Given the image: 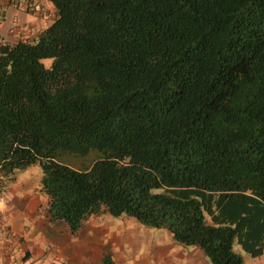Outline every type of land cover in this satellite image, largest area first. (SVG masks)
I'll list each match as a JSON object with an SVG mask.
<instances>
[{
  "label": "trees",
  "instance_id": "obj_1",
  "mask_svg": "<svg viewBox=\"0 0 264 264\" xmlns=\"http://www.w3.org/2000/svg\"><path fill=\"white\" fill-rule=\"evenodd\" d=\"M50 1L36 38L0 42V187L38 164L72 232L124 213L211 264L260 255L264 0Z\"/></svg>",
  "mask_w": 264,
  "mask_h": 264
},
{
  "label": "crops",
  "instance_id": "obj_2",
  "mask_svg": "<svg viewBox=\"0 0 264 264\" xmlns=\"http://www.w3.org/2000/svg\"><path fill=\"white\" fill-rule=\"evenodd\" d=\"M27 1H34L36 8H26ZM56 15V8L50 0H0V42H13L19 38L32 40L54 21ZM11 27L16 28L14 32H10ZM41 176V169L30 164L1 182L0 237L3 242L0 262L158 264L161 257H165L175 264L177 260L191 264L190 247L146 244L143 252H131V246H136L133 238L111 228L112 221L99 218L98 215H105L109 213L107 211L88 216L80 228L72 232L65 220L55 218L49 212L47 195L41 189ZM161 233L164 239L171 236L166 228Z\"/></svg>",
  "mask_w": 264,
  "mask_h": 264
},
{
  "label": "rangeland",
  "instance_id": "obj_3",
  "mask_svg": "<svg viewBox=\"0 0 264 264\" xmlns=\"http://www.w3.org/2000/svg\"><path fill=\"white\" fill-rule=\"evenodd\" d=\"M41 61L44 64V66L49 67L53 61V58L44 57L41 59ZM95 154H96L95 150H92L90 151V153H88L83 157L79 156V157L68 158V161L76 166L83 167L88 165L92 161L91 159ZM36 165L40 168L38 164ZM98 216L99 218H102L104 220L108 219L112 221L111 228L114 229L116 228L121 233H123V235L133 238V240L136 243V246L135 245L131 246L132 247L131 252L135 251L137 254H139L145 250V247L147 245H151V246L162 245L165 247L169 246L170 248H172L174 245L181 248L190 247L191 251L189 252V254L191 256V264H211L209 259L200 251L199 248L193 245H186L180 243L174 240L172 236H169L164 239L161 233V231L165 229L164 227H153V226L145 225L139 222L134 216L124 213L120 215H112L106 213L105 215L101 214ZM234 249L242 255L244 264H264V249L260 255L253 256L250 253L243 250L236 241L234 242ZM173 259L175 260L174 257ZM126 261L130 262V259H127ZM122 264H126V263L123 262ZM158 264H175V261L168 258L166 259L165 257H161ZM176 264H183V263L180 261L178 262L177 260Z\"/></svg>",
  "mask_w": 264,
  "mask_h": 264
},
{
  "label": "built area",
  "instance_id": "obj_4",
  "mask_svg": "<svg viewBox=\"0 0 264 264\" xmlns=\"http://www.w3.org/2000/svg\"><path fill=\"white\" fill-rule=\"evenodd\" d=\"M26 8L34 10L36 8V3L34 1H27L26 2ZM20 28H22V27H20ZM15 29H16L15 27H11L10 32H14ZM1 215H2V212L0 211V216ZM2 242H3V239H2V237H0V245L2 244ZM0 264H4V263L0 262Z\"/></svg>",
  "mask_w": 264,
  "mask_h": 264
}]
</instances>
